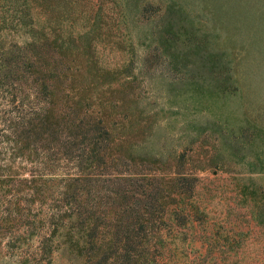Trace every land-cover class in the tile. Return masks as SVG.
Masks as SVG:
<instances>
[{
  "label": "trees",
  "instance_id": "1",
  "mask_svg": "<svg viewBox=\"0 0 264 264\" xmlns=\"http://www.w3.org/2000/svg\"><path fill=\"white\" fill-rule=\"evenodd\" d=\"M134 3L126 4L131 8ZM101 4L100 0H0L2 94L9 93L19 77L47 92V69L54 73L57 87L63 77L67 79L69 97L66 141L59 140L55 127L50 130L55 137L50 154L57 155L50 157L47 171L31 156L37 150L29 135H37L43 127L48 132L51 124L18 133L12 129L2 140L7 145H0V238L7 237L3 246L9 254L19 251L17 264H52L56 253L66 255L70 263L81 257L83 264H102L118 249L132 254L135 264H164L173 250L165 232L168 221L185 227V221L195 222L200 211L194 198L196 175L185 168L192 158L189 154L196 152L195 142L171 149L160 143L155 131L159 124L152 123L151 110L139 103L145 71L134 63L133 40L114 42L121 43L123 60L110 64L101 59L102 35H111L102 34L92 16L98 8L104 14ZM128 10L123 13L126 19L131 13L130 19H138L140 9ZM184 12L175 0L168 1L156 35L147 33L155 45L145 61H150L151 51L155 57L160 51L174 70L193 73L176 85L167 84L175 108L210 109L214 101L236 91V80L226 74L214 80L196 78V57L211 72L228 66L223 54L215 55L196 39L199 29ZM79 20L84 22L78 25ZM51 92L55 93L53 85ZM189 127L196 133V124ZM217 130L224 150L214 143L208 165L226 164L224 151L244 160L247 149L246 155L252 151L254 159L247 164L264 173V142L245 139L246 126H226L227 133L221 126ZM25 167H29L26 174L21 171ZM241 194L264 222V190L243 183ZM32 239L36 245L31 247Z\"/></svg>",
  "mask_w": 264,
  "mask_h": 264
},
{
  "label": "rangeland",
  "instance_id": "2",
  "mask_svg": "<svg viewBox=\"0 0 264 264\" xmlns=\"http://www.w3.org/2000/svg\"><path fill=\"white\" fill-rule=\"evenodd\" d=\"M128 1L100 0L104 14L97 6L98 9L92 13L95 23H99L103 29L102 34H111L108 37L102 35L99 55L104 63L119 62L126 54L120 50L121 43L114 42L123 39L124 44H129L133 40L134 63L137 69L145 71L139 103L141 107L151 110L152 123L159 124L155 131L161 136L160 143L168 149L173 146L180 148L191 141L196 145V152L189 154L192 158L185 162V168L196 175L194 198L200 211L196 213L195 222L185 221V227H178L168 221L165 232L173 250L164 264H264V222L254 216L249 198L241 194L243 183H253L264 190V173L247 164L248 161L254 162L252 151L246 155V149L244 160L231 156L230 151H224L227 163L221 167L206 163L213 154L214 143L224 150L220 144L218 126L226 133V126H246L245 139L255 144L264 142V0H175L183 7L186 17L192 19L199 29L196 39L215 55L223 54L221 59L228 66L226 70L211 72L204 64L200 65L201 60L196 57V78L201 76L214 80L226 74L236 80L234 93L214 101L210 109L201 107L196 111L190 105L186 109L175 108L170 86L167 85L169 82L176 85L175 82L184 77L192 78L193 73L190 75V71L184 69L174 70L160 51L156 57L151 51L150 61H145L148 57L146 54L155 45L147 33L154 31L156 35L160 12L164 11L169 0H133L135 3L130 7L132 10L140 9L138 19H130L132 13L129 19L123 16L131 9L127 7ZM144 4L146 7L142 10ZM106 5L110 7L109 10ZM75 13H78V9ZM39 20L44 18L40 16ZM82 22L79 20L78 25ZM145 34L148 39H145ZM149 64L152 65L149 67ZM44 72L49 84L47 92L38 86L34 87L31 79L26 77L14 79L9 93L3 95L0 91V145H7L2 140L6 138L4 134H10L12 129H17L18 133L29 126L51 124L48 132L43 127L37 135H29L32 140L30 144L37 150V155L31 156L47 171L50 157L57 155L50 154L55 144V137L50 130L55 127L59 140L66 141L69 97L67 79L63 77L57 87L54 73L47 69ZM52 85L55 88L53 94ZM160 94L162 97L159 100L157 96ZM149 101L151 103L148 105ZM213 123L216 125L211 130L209 128ZM189 124H196V133L191 132ZM19 161L23 162L18 158ZM21 171L26 174L29 167ZM200 212L202 215L199 217ZM0 239V264H17L19 251L9 254L3 246L7 237ZM175 244L177 249L174 248ZM30 245L35 246L36 239H32ZM133 257L118 249L102 264H135ZM53 261L52 264H83L84 259L74 258L73 263H70L66 255L56 253Z\"/></svg>",
  "mask_w": 264,
  "mask_h": 264
}]
</instances>
